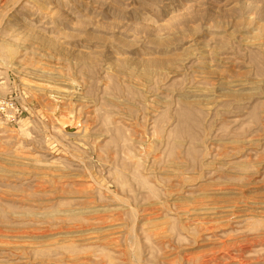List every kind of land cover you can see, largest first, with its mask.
Returning a JSON list of instances; mask_svg holds the SVG:
<instances>
[{
    "label": "rangeland",
    "instance_id": "1",
    "mask_svg": "<svg viewBox=\"0 0 264 264\" xmlns=\"http://www.w3.org/2000/svg\"><path fill=\"white\" fill-rule=\"evenodd\" d=\"M0 264H264V0H0Z\"/></svg>",
    "mask_w": 264,
    "mask_h": 264
},
{
    "label": "built area",
    "instance_id": "2",
    "mask_svg": "<svg viewBox=\"0 0 264 264\" xmlns=\"http://www.w3.org/2000/svg\"><path fill=\"white\" fill-rule=\"evenodd\" d=\"M20 115L19 109L8 100L0 101V119L8 124L14 123Z\"/></svg>",
    "mask_w": 264,
    "mask_h": 264
}]
</instances>
